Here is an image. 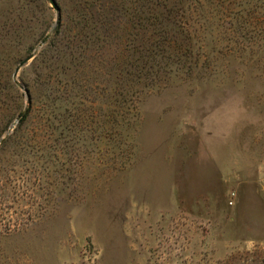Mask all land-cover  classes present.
Segmentation results:
<instances>
[{
	"label": "rangeland",
	"instance_id": "1",
	"mask_svg": "<svg viewBox=\"0 0 264 264\" xmlns=\"http://www.w3.org/2000/svg\"><path fill=\"white\" fill-rule=\"evenodd\" d=\"M0 264H264V0H0Z\"/></svg>",
	"mask_w": 264,
	"mask_h": 264
},
{
	"label": "water",
	"instance_id": "2",
	"mask_svg": "<svg viewBox=\"0 0 264 264\" xmlns=\"http://www.w3.org/2000/svg\"><path fill=\"white\" fill-rule=\"evenodd\" d=\"M43 43V41L41 42V44ZM34 55V53H31L29 54L28 56H26L23 60H21V62L18 64V66H16L15 70H14V73H13V78H14V82L19 84L18 83V80L16 79V75H17V71L19 70V68L24 65L32 56ZM20 88H23L22 85H20ZM27 94V92H25Z\"/></svg>",
	"mask_w": 264,
	"mask_h": 264
}]
</instances>
